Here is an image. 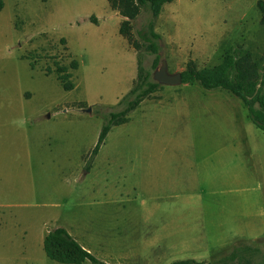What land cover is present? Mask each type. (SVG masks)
I'll use <instances>...</instances> for the list:
<instances>
[{"label":"rangeland","instance_id":"rangeland-1","mask_svg":"<svg viewBox=\"0 0 264 264\" xmlns=\"http://www.w3.org/2000/svg\"><path fill=\"white\" fill-rule=\"evenodd\" d=\"M1 1L0 264H66L43 250L55 227L107 264H216L239 243L264 250L256 242L264 238V132L238 97L196 82L160 84L111 127L89 163L104 115L123 108L136 76L122 17L107 0ZM257 1L164 3L154 23L159 60L170 72L189 60L210 69L229 52L230 77L261 73L264 91ZM150 18L141 7L130 20L133 39ZM139 49L152 73L160 62Z\"/></svg>","mask_w":264,"mask_h":264},{"label":"trees","instance_id":"trees-1","mask_svg":"<svg viewBox=\"0 0 264 264\" xmlns=\"http://www.w3.org/2000/svg\"><path fill=\"white\" fill-rule=\"evenodd\" d=\"M111 9L116 10L122 17L119 23L118 32L126 37L127 41L136 50V76L129 91L122 97L123 108L117 111H109L104 115V122L99 130L96 142L89 155V163L97 154L106 134L112 126L119 125L128 121V113L136 108L145 98L155 92L160 84L152 80V73L144 67L143 56L140 47L143 50L154 55L153 66H156L160 60L158 55V41L160 35L154 29L155 19L159 15L164 3L172 0H107ZM2 1L0 0V8ZM257 6L262 13L264 20V0H258ZM141 7H146L151 18L145 26L137 31L138 40L132 38L129 30L131 28L130 20H133L140 11ZM94 20L90 17V20ZM224 57L223 61L210 69H196L193 62L189 60L185 69L180 71L182 83L196 82L204 89H224L238 97L247 109V115L250 121L258 129L264 132V91L261 88L263 84L262 74L249 82L237 80L230 77L233 68L232 53ZM72 68H76V63H71ZM264 71V67H262ZM58 76L61 86L65 90L73 88V84L67 81L70 76L63 67H60ZM43 250L45 255L54 261L66 264H82L88 260L92 264H107L94 257L87 249L80 245L63 227H55L48 230L43 236ZM259 257V258H258ZM169 264H212L203 260L194 258H184L171 261ZM216 264H264V250L257 246L239 243L234 245L231 250L221 256Z\"/></svg>","mask_w":264,"mask_h":264},{"label":"water","instance_id":"water-1","mask_svg":"<svg viewBox=\"0 0 264 264\" xmlns=\"http://www.w3.org/2000/svg\"><path fill=\"white\" fill-rule=\"evenodd\" d=\"M152 80L163 85H179L182 83L181 72H170L168 71L165 59L160 60L158 67L152 72ZM86 111H90V108H86ZM264 238H257L256 242H262Z\"/></svg>","mask_w":264,"mask_h":264},{"label":"crops","instance_id":"crops-1","mask_svg":"<svg viewBox=\"0 0 264 264\" xmlns=\"http://www.w3.org/2000/svg\"><path fill=\"white\" fill-rule=\"evenodd\" d=\"M263 132V131H262Z\"/></svg>","mask_w":264,"mask_h":264}]
</instances>
